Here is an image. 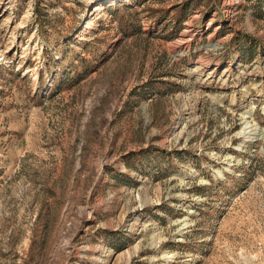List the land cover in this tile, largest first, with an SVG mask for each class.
Here are the masks:
<instances>
[{
    "label": "rangeland",
    "instance_id": "rangeland-1",
    "mask_svg": "<svg viewBox=\"0 0 264 264\" xmlns=\"http://www.w3.org/2000/svg\"><path fill=\"white\" fill-rule=\"evenodd\" d=\"M0 264H264V0H0Z\"/></svg>",
    "mask_w": 264,
    "mask_h": 264
},
{
    "label": "trees",
    "instance_id": "trees-1",
    "mask_svg": "<svg viewBox=\"0 0 264 264\" xmlns=\"http://www.w3.org/2000/svg\"><path fill=\"white\" fill-rule=\"evenodd\" d=\"M130 8H131L130 4L125 3V4L120 5V7H119V6H116V11H118L119 9H122V10L128 11ZM130 20H131V19H130ZM181 21H184V19L176 20V23H174L175 31H177V30H179V29L181 28V27L179 26V24H178V23L181 22ZM125 24H127V27H125L124 25H121V27H120L121 30H122V32H123V34H124L125 36H129V35H131L132 33H130V32L132 31L133 28H136V29L139 30V26H138V25H136V24H132V25H131V23H130L129 21H127V23H125ZM129 26H131V29H130V30L128 29ZM74 81H76V80H74Z\"/></svg>",
    "mask_w": 264,
    "mask_h": 264
},
{
    "label": "bare ground",
    "instance_id": "bare-ground-1",
    "mask_svg": "<svg viewBox=\"0 0 264 264\" xmlns=\"http://www.w3.org/2000/svg\"><path fill=\"white\" fill-rule=\"evenodd\" d=\"M225 170V169H224ZM227 171V170H226Z\"/></svg>",
    "mask_w": 264,
    "mask_h": 264
}]
</instances>
